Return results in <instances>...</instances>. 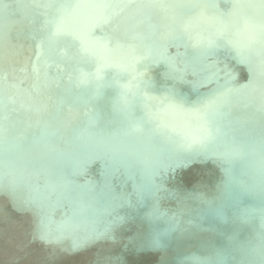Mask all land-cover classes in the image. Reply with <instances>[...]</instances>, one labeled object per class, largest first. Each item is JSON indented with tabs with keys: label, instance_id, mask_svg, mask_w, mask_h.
<instances>
[{
	"label": "bare ground",
	"instance_id": "obj_1",
	"mask_svg": "<svg viewBox=\"0 0 264 264\" xmlns=\"http://www.w3.org/2000/svg\"><path fill=\"white\" fill-rule=\"evenodd\" d=\"M10 1L14 3V0ZM24 3L41 10V7H37L39 3L36 0H25ZM135 4L144 7L141 8L144 11L139 13L137 18L153 23L154 27L151 25L147 29V35H158L161 38L160 42L154 41V38L146 39V50H163L166 64L140 65L132 60V49L125 50L122 45L123 38L118 37L121 45L119 48L115 38L111 41L105 40L111 49L109 53H103L96 44L98 55L68 45L64 46L65 56L43 53L38 65L39 74L36 72V59L24 64L22 70H16L12 76L0 71V100L3 101L10 119L6 122V135L13 145L12 151H5L0 158V199L12 197L17 202L16 212L33 215L40 239L49 242L56 250L60 242H64L70 247L69 257L84 255L90 259L91 264H122L116 262L109 254L111 248L122 251L130 264H218L222 257L227 259V264H240L246 259L243 250L259 244L261 218L258 217L259 223L247 217L243 211L247 209V205L243 204L242 207L222 191L202 190L206 202L199 206V215L194 212L196 206L190 201L186 202L188 209L185 211H180L177 206L158 209L153 200L157 187L151 184L145 187L142 194L134 193L133 184L150 172L142 169V156L130 150L129 145L133 142L131 135H125L126 130L117 127L125 121L120 112V108L126 105L120 98L122 89L116 87L114 82L107 81L105 84L111 86L104 87L97 96L95 82L79 85L77 83L78 70L91 71L99 56L107 55L113 64L117 56L124 57L129 67L124 72L115 68L119 74V83L133 85L127 94H139L149 99L152 103L150 109H161L152 113L160 117L152 126H142L137 123V118L145 114L144 108L139 103H132L125 123L129 121L139 125L144 135L153 136V143L148 144L146 149H164L168 152L165 167L173 168L172 153L164 139L167 133L161 135L154 132V129L157 125L167 128L169 122L185 124L186 121L185 117L172 116L170 119L171 117L163 114L170 112L169 109L163 108L166 106L163 105L164 100L170 97L175 102V91L183 89L192 100L201 101L200 92L195 90V84L192 82L205 84L211 79H216L219 80L220 86H228L230 83L220 79L214 70L218 63L233 72L234 69L222 60L216 65H211L213 63L207 64L204 56L196 58L191 49V41L185 37V31L195 30V19L202 16L199 10L188 11L187 7L173 10L161 6L155 0H138ZM103 14H107L105 10ZM33 20L27 15L0 13V59L6 45L4 35L12 41L24 36L21 30ZM33 22L35 28L31 33L38 41L35 34L41 29L42 22ZM168 23H172L173 27H169ZM124 35L128 36L127 29H124ZM59 41L56 37L50 43L59 50L62 47V44H58ZM180 41H184L188 46L183 56H180L176 49ZM7 49L8 47L5 48ZM19 49L13 42L9 52ZM221 51L222 49L219 54L225 60L226 55ZM147 59L148 57L146 61ZM81 62H86L84 67L74 65ZM207 69L212 72L208 73ZM109 71L110 68L104 75L108 76ZM249 79L250 86L260 88L264 85L254 74H251ZM137 84L138 89L135 87ZM245 89L241 83L230 89L231 92L227 90L230 101L233 99V105L232 101H229L221 109L223 116H215L214 123L226 128L227 117L241 112L247 118L245 130L252 134L254 144L259 146V139L264 136V117L261 119L262 130L255 129L254 114L258 111L256 105L247 108L244 106L245 100L240 101L238 97H246L245 94H239L244 93ZM84 94H94V103L85 102L82 99ZM194 105L188 104L187 109L191 110ZM87 117L91 120L88 121ZM112 130H118L115 137H112ZM73 131L78 133L77 137L73 136ZM237 132L238 130H230L226 135V143L230 145L228 148L211 152L218 158L228 157L227 160L233 165L223 167L227 181L236 183L233 173H245L250 183H243V186L249 193L257 195L264 192L259 174L260 146L257 152L252 148L253 141L242 140L241 143H233L230 136L234 133L232 137H236ZM37 134H43L41 150L35 148ZM18 138L25 145L23 148L16 146ZM233 149L243 151L233 152ZM226 152L229 154L224 155ZM54 156L61 159L62 163ZM127 156L130 158H126ZM241 158H246L244 160L250 164L248 169L241 167ZM151 162L152 174L157 172V180L163 185V191L157 198L165 202L169 196L168 179L160 171L162 165L159 158L152 157ZM170 169L168 167V175H171L173 170ZM5 172L12 175V180L7 181L4 178ZM87 173L90 174L88 179ZM172 175L178 177L174 172ZM121 178L129 182L128 187L110 182L111 179L119 181ZM211 178L216 180L218 176L212 174ZM253 179H257L259 183L254 184ZM106 193H112L118 204H110ZM90 196L95 200L89 199ZM215 203H218V206H226L229 218L226 225L222 224L219 218L210 215L218 210V207L214 208ZM86 213H90L92 218ZM8 216L12 219L16 215L8 213ZM189 219H192L196 226L190 225ZM156 225L165 229L166 233L158 232ZM118 237L123 239L125 244L119 243L116 240ZM134 243H142V247L136 250ZM184 247L192 250L193 255L188 259L185 257ZM90 248L95 249L96 253L90 255ZM159 249H169L174 256L163 258L157 251Z\"/></svg>",
	"mask_w": 264,
	"mask_h": 264
},
{
	"label": "water",
	"instance_id": "obj_2",
	"mask_svg": "<svg viewBox=\"0 0 264 264\" xmlns=\"http://www.w3.org/2000/svg\"><path fill=\"white\" fill-rule=\"evenodd\" d=\"M24 1L25 0H14V3H11L10 0H3V3L11 6L6 13L11 15L13 14L14 16L27 15L28 18L30 17L34 19L33 21L41 20V25H43L46 18L45 9L41 7V10H38L36 7L25 4ZM36 1L39 4L45 2V0ZM201 1V3L206 5L203 9L187 7L188 11H191V9L193 11L199 10L202 13V16L196 17L194 27L195 30L191 32L185 31V37L191 41V49L194 51L196 58L204 56L207 64L213 63L211 65H216L222 60L226 65L232 67L234 72L218 63L214 72L218 74L220 79L223 78L225 81L229 82L230 85L220 86V84H218L219 80L216 79H211L205 84L202 82H192L193 85L195 84V90L200 92L202 97L200 99L201 101L192 100L189 97V94L183 89L175 91L176 93L174 97L177 98L175 102L172 101L170 97H167L169 98L168 100H164L163 105L166 106H163V108L165 110L169 109L170 112H165L163 114L171 117L170 119H172V116L185 117V124L169 122L168 127L165 128L167 130V135L172 136L176 140H180L184 136H187L192 140H196L205 135L204 129L206 126V117L202 111H198L201 107V102L205 98L214 93H228L227 90L230 91V89L232 90V88L242 83L246 89L244 93L239 94H245L246 97H238H240V101L245 100V107L253 108L255 104H249L248 100L251 96L256 95L259 88L250 86L249 76L254 74L256 77L260 78L264 84V63H262V59L264 58L261 56L259 44L253 41L254 30L252 25L255 23V20L252 18L251 12L242 8L238 0ZM62 2L67 5H72L74 0H62ZM141 8L144 7H139L135 3H131L123 7L122 10H118V15L113 17V23L117 22L122 25V29L119 26L118 37L123 38L122 45L125 50L129 51L132 49L130 52L133 61L138 62L140 65H164L166 62L164 60L165 53H163V50L159 52L146 50L144 43L146 39L154 38V41L160 42L161 38L158 35H147V29H149L151 25L153 26V23L143 19L139 20L140 17L137 18V15L144 11ZM110 11L111 10H109V12ZM103 18L104 14L102 9L80 8L73 11L69 8L67 13L64 14L63 22L60 24L61 26H59L60 35L57 36L60 39L58 44H62V47L58 50L51 43H45L44 53L65 56V45L81 48V36H90L91 38H94L95 41L100 40V38H107L108 41L113 40L114 38L111 37L110 33V25H105ZM33 21H29L27 24L28 26L26 25L27 27L25 26L26 28L21 30L24 35L22 37H18L12 41L4 35V42L6 43L5 48L8 47V49L5 50L4 48L2 50L0 71H2L5 75L12 76L16 70H22L24 64L35 61L38 41L31 33L35 28V23ZM167 25L171 28L173 27L172 23H168ZM124 29H127L128 36L124 35ZM48 30L49 32L51 31V26H49ZM13 42H15L20 49L15 52H9V47ZM187 47L188 46L184 41H180V44L176 48L178 50V54L183 56ZM220 49H222L221 52L226 55L225 60L222 59L219 54ZM125 50H123L124 53H126ZM87 52L98 55L99 50L96 49L95 43H92L90 44ZM147 57L148 59L146 61ZM85 64L86 62H81V64L74 65H81L84 67ZM93 67L94 65H92V68ZM128 67L129 64L125 58L117 56L113 66L109 67L110 71L108 76H105L104 83L107 81L111 83L114 82L113 78L118 74L115 71V68H119L122 72H124L128 70ZM207 72L211 73L212 70L207 69ZM192 80H194V78H192ZM127 97L131 103H125L126 105L120 108V112L122 113V117L125 121L127 120V117H129V106L132 103H139L145 111L144 115L137 118V123L139 125L143 126L144 124H151L152 126L156 119L160 118L152 113H156V111L161 109H154V107L150 109L152 103L149 99L143 98L139 96V94H127ZM229 97L228 102L230 101ZM82 99L89 104H93L95 95L84 94ZM231 101L233 105L232 98ZM191 103H194L195 105L191 110H189L187 109V106ZM173 104L179 105V107H175ZM145 105H147L150 109L151 115H149V112L146 111ZM216 116H219L220 118L223 116V113ZM214 118L215 116L207 118L211 121L209 126L213 130L214 139L204 143H194L191 149H177L164 137V139H166L165 142L168 144L169 150L172 153L173 159L171 160L174 162V164H172L173 170L170 169V166L165 167V162L168 159V152L158 147L151 148V151L146 149L148 148V144L153 143V136L144 135L142 130L132 133L131 137L133 138V142L129 145L130 150L132 152L135 151L142 156V169L146 172H150V174H146L145 177L138 179L133 184L132 189H134V193L136 192L139 195L142 194L145 187H149L150 184L154 187L156 186V196L153 197V200L158 209H170L177 206L180 211H185L188 209L186 202L190 201L196 206L194 209L196 215H199L200 213L199 206L206 202V198L204 197L202 190L208 192L222 191L229 194L235 203L241 206L246 204L247 209L249 210L247 212L244 211L245 209L243 210L247 214L246 216L259 222V209L264 206V192L257 195L249 193L243 186V183H250V180L245 176V173H233L236 183L232 184L227 181L226 172L223 167L224 165H233L227 160L229 159L228 157L223 156L218 158L213 154V152H219L220 149H226L230 146L228 145V142L226 143V135L230 130H238L236 137H232L234 133L230 136L233 143H241L242 140L248 142L253 141L252 134L247 132L244 127L247 123V118L241 114V112L230 115L226 119V128H221L216 125L214 123ZM254 119L255 129L262 130L261 113L256 111ZM87 120L90 121L91 118L87 117ZM9 121L10 119L8 122ZM125 121L117 127L124 128L128 131L135 126V124L129 121L125 123ZM117 127H114V129H118ZM117 132L118 130H112V137H115ZM73 134V136L77 137L76 135L78 133L73 131ZM42 138L43 134H37L35 148L38 150H41L42 148ZM214 145H218V147ZM16 146L23 148L25 145H23L18 138L16 140ZM258 147V144H254L253 141L252 148L254 151L258 152ZM209 153L213 155H208ZM56 156H54L56 160L62 163V160L57 159L58 156ZM152 157L159 158L162 165V168L160 167V171L162 172V175L166 176L168 179L169 196L165 202H162L157 198V195L163 191V185L159 184L157 180V172L152 174ZM126 158H130V156H127ZM244 159L246 158L242 159L241 167L248 169L250 164ZM168 167L170 171L172 170L171 175H168ZM172 172L176 173L178 177L173 176ZM212 174H216L218 179H212ZM89 176L90 174L87 173L86 179H88ZM4 178L7 181H10L12 180V175L5 172ZM110 182L121 183L124 187L129 186V182L125 178H121L119 181L111 179ZM252 182L254 184L259 183L257 179H253ZM106 198L110 204L114 206L118 204L112 193H106ZM89 199L95 200L91 196ZM174 200L176 203H173ZM16 204V200L12 197L0 199V264H91L90 259L84 255L78 254L77 256H74V258L69 257L71 254L70 247L64 242H60L58 249L56 250L49 242L40 239V235L37 231L39 229L35 217L31 214L25 215L16 212ZM215 206L218 207V209L225 207L223 205L218 206V203L214 204V208ZM140 212L143 214L142 210ZM8 213H12L16 216L11 219L9 218L10 216H8ZM86 215L89 218H92L90 213H86ZM188 223L196 226V223L192 219H189ZM155 229L158 232L166 233V230L159 225H156ZM40 230L42 231V227ZM47 233L49 232L47 231ZM116 240L119 243L125 244V241L120 237ZM133 246L136 250H138L142 247V243H134ZM196 249H199V247H196ZM157 251L163 258H171L174 256V253H172L169 249H159ZM88 253L92 255L96 253V250L90 248ZM109 254H111L113 259L118 263L130 264L124 256V253L119 249L111 248L109 249ZM184 254L186 255V259L193 255L192 250L187 247H184ZM231 260L234 262L233 258H231Z\"/></svg>",
	"mask_w": 264,
	"mask_h": 264
},
{
	"label": "snow or ice",
	"instance_id": "obj_3",
	"mask_svg": "<svg viewBox=\"0 0 264 264\" xmlns=\"http://www.w3.org/2000/svg\"><path fill=\"white\" fill-rule=\"evenodd\" d=\"M138 0H74L72 5H67L62 2V0H45L42 4H37V7H43L45 9V20L36 35L38 39L37 43V56H36V72L39 74V61L41 56L44 53V47L46 42L53 41L58 35H60L59 25L63 22L64 14L67 13L69 8L73 11L80 8H93V9H102L107 13L104 16V24L110 25L111 37L117 40V48L121 47L118 39L119 33V24L113 23V17L118 15V10H122L123 7L131 3H136ZM143 2V0H139ZM159 2L161 6L167 7L170 9H176L179 7H193L203 9L206 5L201 3V0H155ZM240 6L244 9H247L252 14V18L255 20V23L252 25L254 30L253 41L258 43L260 46V53L262 58H264V0H238ZM11 6L9 4L3 3V0H0V13H5L9 10ZM108 10H111L110 12ZM49 26H51V31L49 32ZM107 38H101L99 41H95L94 38L81 36V48L83 51H88L90 44L95 43L96 46L101 49L103 53L111 52V49L108 48L107 43L105 42ZM134 47V46H130ZM139 59V58H137ZM264 63V59H262ZM113 66V62L107 55H101L98 57L96 64L94 65L91 71H85L83 69L78 70V75L76 77L77 83L86 84L90 82L96 83V92L99 96L101 90L106 86L104 83L106 70ZM118 66V65H117ZM71 78V76H70ZM114 84L116 87L121 88L120 98L124 100L125 103H131L128 100L127 92L131 91L133 85H122L119 83V74L113 78ZM138 89L139 85H135ZM134 94V93H133ZM229 93H214L209 97L205 98L201 102V107L198 111H202L205 120V135L192 140L187 136L182 137L180 140L174 139L172 136L166 135V129L163 125H157L154 129V132L161 135H166L168 142L172 143L177 149H191L194 143H204L206 141H211L214 139L213 130L209 126L211 121L210 117H214L221 113V109L228 103ZM249 104H255L258 112L264 116V85L258 89V94L253 95L248 100ZM175 107L179 105L173 104ZM146 111L150 113V109L145 105ZM9 116L5 110L3 101L0 100V158L3 157L5 151L11 152L13 145L12 142L8 139L7 133V124ZM141 128L139 125H135L132 129L125 132V135H131L136 131H140ZM260 153H259V174L261 185L264 186V136H261L259 139ZM233 152H242L243 149H233ZM229 153H224L228 155ZM227 171V170H226ZM245 212L249 211L248 209L244 210ZM260 218H261V227L260 232L258 233L259 244L250 248L244 249L245 260H242L240 264H264V206L259 209ZM213 218H219L222 224L226 225L229 222V218L226 211V206L221 209L216 210L210 214ZM222 236L224 233L221 231ZM230 239V237H229ZM205 264H211V262H205ZM218 264H227V259L222 257Z\"/></svg>",
	"mask_w": 264,
	"mask_h": 264
}]
</instances>
